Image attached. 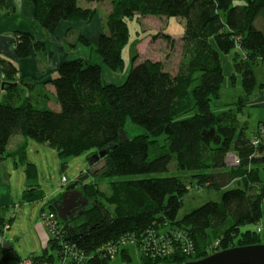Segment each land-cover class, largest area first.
<instances>
[{
  "label": "trees",
  "instance_id": "trees-1",
  "mask_svg": "<svg viewBox=\"0 0 264 264\" xmlns=\"http://www.w3.org/2000/svg\"><path fill=\"white\" fill-rule=\"evenodd\" d=\"M30 1L36 23L50 33L62 21L90 23L97 15L96 7L80 6V0ZM111 5L96 43L102 64L85 58L62 62L52 81L58 108L21 99L8 82L0 89V157L8 153L12 137L22 135L54 147L62 159L86 153L89 160L118 143L128 119L146 130L112 148L102 175H93L109 179L107 190L97 180L86 183L94 202L86 223L74 231L59 226L42 255L27 259L52 264L54 258L44 255L51 249L60 259L66 255L67 264H110L119 255L131 262L132 244L139 249L141 264H178L264 243L261 228H252L264 217V140L254 144L257 131L252 138L247 135L234 103L222 112L214 108L225 78L222 54L237 50L232 78L242 77L246 98H240V106L261 87L254 65L264 61V0H111ZM0 7H8V0H0ZM148 15L185 19L181 41L186 56L178 70L149 58L136 62L134 54L122 84L105 82L103 64L116 68L124 61L128 20ZM78 40L91 42L82 34ZM14 45L20 58L43 49L30 32L17 33ZM1 64L6 77L17 74L9 59ZM229 153L238 159L234 166L227 163ZM9 154L17 163H28V180L37 176L31 175L35 167L28 161L26 143ZM173 164L181 175L173 172ZM191 186L222 191V196L180 217ZM43 197L36 184L24 191L29 202ZM10 223L0 217V236ZM1 258L2 264L26 260L12 244Z\"/></svg>",
  "mask_w": 264,
  "mask_h": 264
},
{
  "label": "rangeland",
  "instance_id": "rangeland-1",
  "mask_svg": "<svg viewBox=\"0 0 264 264\" xmlns=\"http://www.w3.org/2000/svg\"><path fill=\"white\" fill-rule=\"evenodd\" d=\"M80 6L83 7H96L97 15L94 22L85 23L83 33L85 35L86 29L89 27L91 40L89 45L78 43V35L81 34L79 30H69V41L66 43L65 48L73 50V54L69 59H76L82 57L87 59L91 63H101L99 55L96 53V43L98 36L104 31L107 15L110 12L112 5L111 0H105L100 3H87L85 0H80ZM2 7H0L1 9ZM128 26L130 30V37L127 43L122 49L123 63L121 66L112 68L103 64V80L107 83L122 84L129 72L131 71L134 61L133 56L136 54V62L143 59H152L155 61H162L165 68L172 72H176L182 61L183 56H186L183 48V42L181 37L185 31V19L175 16H135L133 19L128 20ZM257 26H261V20H257ZM164 34L170 35L172 38H165ZM87 35V34H86ZM88 37V36H87ZM75 40V42H74ZM173 40V41H172ZM76 43L80 46L76 49L73 45ZM237 50L234 49L228 54H222L223 72L225 75L224 84L220 90V95L214 101V108L217 112H222L228 104L234 103V112L239 113V119L241 123L246 122L247 135L252 138L261 123L264 114L260 113V110L253 107L246 106V102L243 100L242 106L238 104L241 94L243 93L242 77L240 74L233 79L234 73V57ZM57 74L54 76V78ZM33 82V81H31ZM29 83V82H28ZM23 85L26 93L29 91L32 97H37V90H31L30 86ZM235 83V84H234ZM39 93H42L39 91ZM25 98L22 93L21 99ZM245 94L242 99H245ZM35 99V98H34ZM23 100L20 101L21 104ZM247 101V100H246ZM245 102V103H244ZM34 103L41 104V102ZM124 129L129 137H133L146 132V130L140 126L132 123L128 119L125 123ZM18 138L22 139V135H16L12 137L11 143L13 144ZM163 139V138H162ZM27 153L28 161L34 164L35 169L31 175H37L34 179L28 180L27 178V162H20L16 164V160L12 157H8V167L10 174L12 175L10 183L7 181H0V216L5 215L6 220H10L11 223L5 229V236L7 242H11L16 251L19 253L22 259L30 258L31 256L42 255L44 247L39 239L38 232L36 230V224L42 218L52 214L55 215L54 219H59L56 211L50 208L52 205L54 208V198L59 197L68 185L76 181L79 177L88 175L89 164L87 160V154H81L71 156L67 159H62L58 155L57 150L49 146L36 142L33 139H27ZM238 162L237 157L233 153L228 154L227 163L230 166L236 165ZM173 172L177 175H181L182 171H179L176 164L172 165ZM104 171V170H103ZM103 171L99 174L94 173L84 180L85 183H93L99 181V186L103 190H107L109 186V179L104 178L102 180L96 179L93 175H102ZM79 176V177H78ZM64 178L67 181H64ZM28 184H36L38 190L43 192V198L38 199L34 203L28 202L24 196V190L28 188ZM222 196V191L190 187L188 194L184 198V205L179 212V216H183L193 209L198 208L202 204L210 200H219ZM54 199V200H53ZM53 200V201H52ZM7 201V202H6ZM42 212V214H41ZM84 217L81 218V220ZM261 228L260 235L264 238V217L258 224V226H252V228ZM52 231L51 237L55 235V231ZM49 230V232L51 233ZM50 237V238H51ZM49 238V239H50ZM50 240H48L49 242ZM264 242V239L262 240ZM4 247L2 248V250ZM129 254L132 258L131 262H126L119 255L113 258L110 264H141L140 252L135 245H129ZM68 253V252H67ZM2 254V251H1ZM48 256H52V264H67L66 255L62 259L59 258L57 252H53L51 249L47 252ZM43 255V256H44ZM2 256V255H1ZM75 260L80 263V258ZM46 264V263H43ZM49 264V263H47Z\"/></svg>",
  "mask_w": 264,
  "mask_h": 264
},
{
  "label": "crops",
  "instance_id": "crops-1",
  "mask_svg": "<svg viewBox=\"0 0 264 264\" xmlns=\"http://www.w3.org/2000/svg\"><path fill=\"white\" fill-rule=\"evenodd\" d=\"M84 27L85 22L82 21H62L53 33L47 32L36 23L34 5L30 0H8V7H2L0 9V89H3L4 83L8 82L13 84L11 86L17 89L21 94L23 93L25 97L35 98L34 100L50 108H58L55 88L52 81L54 76L58 73L59 65L66 60H70L69 57L73 54V50L65 48L66 43L69 41V30H71V32L73 30H79L82 34ZM20 32L32 33L35 41L42 43L43 49L38 52L32 51L28 57H18L14 43L16 34ZM91 33L88 27L85 31V35H82L88 36L89 38ZM78 39L79 35L77 40ZM78 43H80L79 40ZM73 45L76 49L80 48L76 43ZM3 58L9 59L18 69L17 74L12 78L6 77L4 68L1 64V59ZM254 72L261 87L254 90L245 102L246 106L257 108L260 110V113L264 114V61H259L254 65ZM27 83L30 86V91L37 90V97H32L29 91L26 93L23 85ZM39 91L42 93H39ZM241 96H244V90ZM262 119H264V117ZM261 122H264V120ZM11 140L8 145V153L0 157V181H7L9 183L12 178L7 162L8 157H12L9 153L13 152L24 143H26V145L28 144L24 136L22 139L18 138L13 144ZM16 164L18 163L16 162ZM28 186H30V184H28ZM34 202L36 201L30 203ZM4 216L3 214V216L0 217L4 218ZM9 228L10 227L7 229ZM36 230L42 246L45 248L52 235L46 218L44 219L41 216V220L36 224ZM2 236L5 244L7 242L5 231ZM11 244L10 242V245Z\"/></svg>",
  "mask_w": 264,
  "mask_h": 264
},
{
  "label": "water",
  "instance_id": "water-1",
  "mask_svg": "<svg viewBox=\"0 0 264 264\" xmlns=\"http://www.w3.org/2000/svg\"><path fill=\"white\" fill-rule=\"evenodd\" d=\"M127 140H129V136L125 129L122 128L118 143L94 153L88 160V175L81 176L76 181L68 185L66 187L65 194H67L68 191L74 189L79 182L86 180L90 174L94 173V170H100L104 168L106 165V156L111 151V149ZM54 204L56 206V203ZM57 209L59 216L65 220L66 216L61 213L59 207H57ZM9 247H11L10 243L6 242L4 244V248ZM178 264H264V243L234 246L216 251L197 260L186 261Z\"/></svg>",
  "mask_w": 264,
  "mask_h": 264
},
{
  "label": "flooded vegetation",
  "instance_id": "flooded-vegetation-1",
  "mask_svg": "<svg viewBox=\"0 0 264 264\" xmlns=\"http://www.w3.org/2000/svg\"><path fill=\"white\" fill-rule=\"evenodd\" d=\"M103 169L104 168L100 170H94L93 172L98 173ZM85 185V182H79L76 187L68 191L67 194H65L64 191L59 197L55 198L54 203H56V206L60 208L61 213L66 216L65 220L61 218L59 216L57 207L55 206V204H53L54 210L56 211L59 218V226H68L71 228V230L74 231L76 226L86 223V215L88 214V210L91 208L94 202L87 196ZM82 217H84V220H81ZM76 228L79 229L78 227Z\"/></svg>",
  "mask_w": 264,
  "mask_h": 264
},
{
  "label": "built area",
  "instance_id": "built-area-1",
  "mask_svg": "<svg viewBox=\"0 0 264 264\" xmlns=\"http://www.w3.org/2000/svg\"><path fill=\"white\" fill-rule=\"evenodd\" d=\"M257 134H258L259 138L254 139L255 145L260 144L262 142V139L264 140V124H262L258 127ZM64 181H67V180L64 178ZM54 218H55V215H53V214L49 218H48V216L46 217L49 228L51 230L53 229V231H55V233H56V232L60 231V227H59L58 220L54 219ZM3 245H4V239H3V236H0V264H2L1 251H2ZM114 252H116V250ZM21 264H32V263L30 260H24Z\"/></svg>",
  "mask_w": 264,
  "mask_h": 264
}]
</instances>
